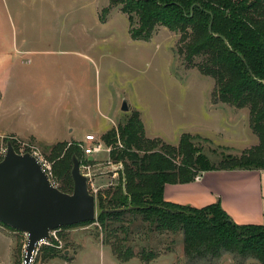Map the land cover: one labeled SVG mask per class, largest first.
<instances>
[{"label":"rangeland","instance_id":"374dc122","mask_svg":"<svg viewBox=\"0 0 264 264\" xmlns=\"http://www.w3.org/2000/svg\"><path fill=\"white\" fill-rule=\"evenodd\" d=\"M109 5V0H0V161L10 142L17 154L36 157L61 188L52 174L57 160L52 148L60 143L78 148L84 173L79 142L93 134L106 145L103 136L116 133L135 112L146 136H158L148 140L177 146L180 136L188 134L214 165L258 145L248 109L215 99L214 81L198 69L201 59H184L180 34L158 26L149 40H133L128 17L120 6ZM123 102L127 112L120 110ZM107 160L105 153L95 155L90 165L92 183L100 191L119 177L112 176ZM114 225L113 237L125 238L122 248L132 249L140 262L147 264L141 251H151L160 264H189L181 232H160L133 214ZM80 227L55 231L30 264H102L101 250L81 252L71 262L81 241L67 235ZM89 232L103 242L98 225ZM15 233L10 257V246L7 250V242L0 240V264H22L26 236ZM194 264L258 262L226 253Z\"/></svg>","mask_w":264,"mask_h":264},{"label":"trees","instance_id":"16d2710c","mask_svg":"<svg viewBox=\"0 0 264 264\" xmlns=\"http://www.w3.org/2000/svg\"><path fill=\"white\" fill-rule=\"evenodd\" d=\"M109 3L110 7L120 6L128 17L133 40H149L158 26L180 34L186 62L201 59L198 69L214 81L213 96L217 101L248 109L250 128L259 143L238 157L224 156L214 165L188 134L180 136L177 146L146 139L139 114L131 113L117 128L123 149L115 148V132L102 138L106 146L113 148L112 163H120L122 170L117 184L95 194L99 210L96 219L60 229L97 223L104 236L103 243L110 246L117 260L126 262L137 254L129 247L122 248L125 238L113 237L117 231L114 224L133 214L160 232H181L183 254L189 264L219 259L226 253L264 264V227L236 225L219 203L197 209L163 199L165 185L191 183L202 172L264 170V0H109ZM52 151L57 159L52 165L53 177L62 184L58 189L68 193L71 159L78 158L79 149L60 143ZM84 159L86 164H92L88 158ZM128 207L133 209L102 212ZM139 257L148 263L156 256L151 251H141Z\"/></svg>","mask_w":264,"mask_h":264},{"label":"water","instance_id":"95a60500","mask_svg":"<svg viewBox=\"0 0 264 264\" xmlns=\"http://www.w3.org/2000/svg\"><path fill=\"white\" fill-rule=\"evenodd\" d=\"M120 110L127 112L125 102ZM71 163L73 189L71 193H64L53 185L36 157L29 153L17 154L12 144L6 143L0 161V224L26 236L22 264L32 262L38 246L51 241L52 232L96 219V200L89 191L88 177L80 172L75 156Z\"/></svg>","mask_w":264,"mask_h":264},{"label":"crops","instance_id":"0c3cea01","mask_svg":"<svg viewBox=\"0 0 264 264\" xmlns=\"http://www.w3.org/2000/svg\"><path fill=\"white\" fill-rule=\"evenodd\" d=\"M211 106L216 105L211 104ZM145 137L147 139L158 138V136L147 137L146 134ZM163 199L168 203L197 209L219 203L236 225L264 227V170L202 172L199 174L198 181L194 180L188 184L165 185ZM96 225L98 224L81 226L78 229H71V232L68 233L69 238L78 237L81 241L77 244L79 249L73 256L72 263L79 259L81 252L86 254L101 250L103 253L102 264H144L135 257L126 262L117 260L109 245L104 244L100 238L92 239L89 232L90 226ZM14 234L16 233L0 227L1 243L7 242V250L10 246L9 257ZM86 260L87 258H82L83 263ZM147 264L160 263H158V257H155Z\"/></svg>","mask_w":264,"mask_h":264},{"label":"built area","instance_id":"2783aa9c","mask_svg":"<svg viewBox=\"0 0 264 264\" xmlns=\"http://www.w3.org/2000/svg\"><path fill=\"white\" fill-rule=\"evenodd\" d=\"M116 139H117V141H116V144H115V148H117V149H123V146H122L121 142L119 141V137H118V132L117 131H116ZM78 145L82 149L83 156L85 158L92 157L94 159L95 158V155H100V154L105 153L108 156V160L106 161V164L108 166H112L113 167V169H111L112 176L115 177L116 175H119V172L122 170V165L120 163L114 164L110 160V154H111V152L113 150V148L111 146L104 145L103 142H102V140L98 139L93 134L85 135L83 141H80ZM90 165L91 164H86V166H84V168L86 169V171H84L83 174H86L87 175V177H88L89 191H90V193H92L95 196V194H97L99 188L96 187V186H94V184L92 183L91 172H90V167L91 166ZM80 172H81V170H80ZM194 180L195 181H198L199 180V175H197L194 178ZM54 232H52L51 236L54 234Z\"/></svg>","mask_w":264,"mask_h":264}]
</instances>
